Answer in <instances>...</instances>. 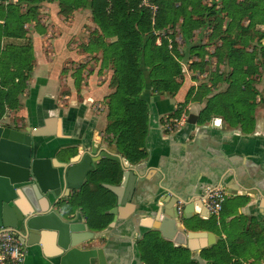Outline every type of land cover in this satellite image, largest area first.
<instances>
[{
    "label": "crops",
    "instance_id": "obj_1",
    "mask_svg": "<svg viewBox=\"0 0 264 264\" xmlns=\"http://www.w3.org/2000/svg\"><path fill=\"white\" fill-rule=\"evenodd\" d=\"M44 5L43 11L49 13L51 19L54 17L52 23L47 16L46 26L55 34L52 33L51 38L42 37L39 43L38 33L25 28L26 38L34 35L29 39L33 43L32 72L27 88L19 95V106L7 109L0 121V127L20 133L13 140L0 137V167L36 171L40 176L54 169L61 172L62 167L91 152L92 148L97 155L105 150L125 159L111 137L105 134L107 115L98 116L95 112L97 106L108 107L104 103L109 102L114 90L110 87L113 72L101 69V50L88 48L92 39L84 34L86 27H91L93 32L97 28L86 25L88 21L94 23L91 13L80 9L70 16L69 23L60 22L56 20L60 11L57 3L45 2ZM201 37H205V32L199 31L197 41ZM3 41L19 46L27 42L9 38ZM193 60L198 58H190V63ZM206 78L207 74L204 81ZM194 82L186 75L177 95L152 99V124L145 147L147 156L137 165L125 159L138 175L131 202L119 206L116 195L110 190L114 196L99 190L96 183L90 184L84 199L72 203L71 197L77 191L62 187L58 207H64L63 211H69V215H78L87 233L105 234L90 244L106 249L107 264H146L141 247L147 238H157L174 248H186L191 258L201 264L208 263L202 258L203 251L220 242L233 258L231 264H264V118L257 119L256 109L257 124L250 134L226 123L213 126V120L203 125L197 121L193 126L184 125L181 129L180 126L173 132L164 131L163 119L174 117L179 109H183L182 115H195L199 120L204 102L190 100L183 106ZM104 160L120 164L124 175L123 163L102 159L92 164L81 190ZM35 163H39L38 167ZM112 173L99 176L103 188L121 184H113ZM210 189H224L233 196L228 197L218 217L206 220L196 215L185 223V228L187 233H212L216 241L213 246L193 252L165 239L160 231L153 230L155 227H143L144 221L155 224L154 218L149 216L150 207L165 196L192 203L203 198ZM115 208H118L116 220L110 213ZM105 224V228L101 227ZM26 251L24 264H58L38 247Z\"/></svg>",
    "mask_w": 264,
    "mask_h": 264
},
{
    "label": "trees",
    "instance_id": "obj_2",
    "mask_svg": "<svg viewBox=\"0 0 264 264\" xmlns=\"http://www.w3.org/2000/svg\"><path fill=\"white\" fill-rule=\"evenodd\" d=\"M56 1L63 16L80 9L91 12L97 29L88 48L101 50V69L113 72L110 87L114 91L108 103L105 134L130 164L137 165L147 156L145 147L152 124V98L175 96L183 85L179 80L183 79L185 71L175 32L165 34L161 44H157L159 33L165 30L176 31L179 27L189 57L198 58L190 64L193 79L196 80L197 74H207L198 90L189 89L185 101V105L190 100L205 103L198 123L203 125L221 119L245 134L254 131L255 111L264 104V97L256 89L264 74V10H259L260 22L255 21L256 11L252 12L259 7L258 1L210 0L208 5L204 0H153L158 6L154 19L150 10L141 7V0ZM44 2L0 0V121L7 109L19 106V95L27 88L26 82L32 72V44L26 38L24 27L36 18L37 9L32 7L22 14L19 6L21 3L40 6ZM206 29L210 33L208 43L193 42L195 32ZM8 38L25 39L28 44L22 48H7V51L2 47L3 40ZM256 40L261 45L259 52L255 47L249 49L250 42ZM214 43V51H207V46ZM213 60L216 68L210 72ZM221 65H226L229 71L221 70ZM182 111L179 109L174 117L181 118ZM111 164L115 167L111 168ZM105 172H113V184L122 182L120 164L104 160L93 171L84 189L71 197V202L84 199L90 184L97 183L99 190L112 194L99 183V176ZM104 226L107 224L101 227ZM147 239L141 247L146 264H201L191 258L186 248H174L157 238ZM202 258L207 264H231L233 261L221 242L204 250Z\"/></svg>",
    "mask_w": 264,
    "mask_h": 264
},
{
    "label": "water",
    "instance_id": "obj_3",
    "mask_svg": "<svg viewBox=\"0 0 264 264\" xmlns=\"http://www.w3.org/2000/svg\"><path fill=\"white\" fill-rule=\"evenodd\" d=\"M197 121L198 117L191 115L188 123L196 125ZM215 122L213 120V126ZM19 134L0 127V137L3 139L13 140ZM102 159L123 163L125 173L121 184L105 187L116 195L119 206L131 202L136 192L138 175L125 159L112 156L105 150L97 155V151L92 148L91 152L74 158L62 167L61 172L54 169L46 175L41 173V176L36 171L0 167V230L12 232L26 250L40 248L47 258L56 260L58 264H107L106 249L90 244L105 234L87 233L86 225L78 220V215H69V211H63L64 207H58L62 187L79 192L86 175L92 170V164ZM38 165L35 163V167ZM204 197L189 203V200L183 201L177 197L168 199L165 196L150 207L149 216L154 218L155 224L144 221L142 225L155 227L153 230L160 231L165 239L177 246L188 247L193 252L213 246L216 241L212 233H187L185 228V223L196 215L210 219V212L203 203ZM52 198L55 199L52 201ZM110 213L116 220L118 208Z\"/></svg>",
    "mask_w": 264,
    "mask_h": 264
},
{
    "label": "rangeland",
    "instance_id": "obj_4",
    "mask_svg": "<svg viewBox=\"0 0 264 264\" xmlns=\"http://www.w3.org/2000/svg\"><path fill=\"white\" fill-rule=\"evenodd\" d=\"M45 1L46 2H49V3L52 2L53 4L54 3H57L56 6H59V2L56 1V0H45ZM250 1L251 2L258 1L259 2L256 5L259 6L260 8L259 7H256L252 12H255L256 11V13H255V17H256L255 18V21L260 22L262 20V14H259V10H261V11L264 10V0H250ZM44 3L41 4L40 6H39V4H37V6H36V4L35 5H31V4H28V3H21L20 4L21 6H19L20 7V11H21L20 13H22V14L25 13L28 9H30L32 7H34V8L36 7V9H37L36 12H35L37 14V16L35 18L36 20L34 19L33 21H30V22L26 23L27 26L25 25L24 29L25 28H28V29H31L32 28L33 30H35L33 33H35V34L38 33V36H39V39H40L39 43H42V40H43L42 37L45 38V39L46 38H51L52 33L55 34L54 32H52L51 29H50V32H51V34H50V32L48 31V27L46 26V20H47L46 18H47V16L49 17V21H51L52 23H54V21H53V18L54 17L51 19V17L49 16V13H47L45 10L43 11V8L45 6ZM204 3L209 5L211 2H210V0H204ZM58 14H59V15H57L58 16V19H56L57 21H60V22L67 21V23L70 22L69 20H70V16L72 14L69 15V16H63V17H60V11L58 12ZM246 23H247L246 21H243V25L244 24L246 25ZM86 25H91L95 29V24L92 23L91 21H88ZM258 29H261V27H259ZM203 31L205 32V37H201V39L197 41V36L199 34V31H196L195 34H194L193 42H195L197 44H200L201 43L203 45H205V44L208 43V37H209L210 33L207 34L208 29L203 30ZM172 32H175L176 41L178 42V44H180L179 51H180L181 56H182L181 64H182L183 70L185 71L184 76L188 75L190 79L191 78L193 79V74H191L192 71H191V68H190V64H191L190 63V58L191 57H189L190 55H188V53H187L188 46H186V44L184 43V41L182 39V35L180 33V28L177 27L176 31L165 30L164 31V35L165 34H171ZM234 32H236V30H234ZM201 33H203V32H201ZM84 34L89 39H92V36H93L94 32H93V30H92L91 27H86V30H85V33ZM32 38H34V35L33 36L31 35V38L28 37L27 39H31L32 40ZM257 42H258L257 40L256 41H251L250 42V48L249 49L252 50L251 48L252 47H255V49H257L258 52H259V49H260L261 45L259 43H257ZM27 44H28V42H26V43H24L22 45H27ZM31 44L33 45L32 41H31ZM214 46H215V43L214 44H211L210 46H207L206 50L209 51V52H213L214 51V48H215ZM11 47H20V48H22L21 46H18L16 44H14V42L13 43H10V42L3 41V47H2L3 49H7V48L9 49ZM8 49H7V51H8ZM32 49H33V46H32ZM215 68H216V63H215V61H213V64L210 67V72L214 71ZM220 69L223 70V71H229V68H227L226 65H221V68ZM184 76H183V79H180L179 81L184 82ZM204 80H205V74L202 75V77H199V78L196 77V80H194L195 82H194L193 88H195L196 90H198L199 86L204 82ZM110 84H111V80H110ZM256 89L264 97V74L262 75V78H260V81L256 84ZM158 96H160V95H158ZM158 96H155V97H158ZM166 96H168V95H166ZM108 103L109 102H106V104L104 103V105L105 106H108ZM183 106H185V102L183 103ZM260 106H262V104H260ZM258 108H257L258 112L255 111V118H256V112H257V117H258L257 119H262L263 120V118H264V107L263 108L261 107L259 109ZM95 112L98 113V116H101L102 115L103 117H106V115L108 114V107H105L104 108L103 106H97L96 109H95ZM189 118H190V116H187L186 117V121L180 127V129L184 125L185 126L186 125H189V123H188ZM222 123H226L227 124V122H223V120H222ZM227 125H229V124H227ZM189 126H193V125H189ZM248 130H250V129H248ZM173 264H184V263L174 262Z\"/></svg>",
    "mask_w": 264,
    "mask_h": 264
},
{
    "label": "built area",
    "instance_id": "obj_5",
    "mask_svg": "<svg viewBox=\"0 0 264 264\" xmlns=\"http://www.w3.org/2000/svg\"><path fill=\"white\" fill-rule=\"evenodd\" d=\"M141 7L150 10L153 19L156 17L158 6L153 0H141ZM159 34L160 37L157 40L158 45L161 44V37L164 36V32ZM214 120H216L215 123L218 125L222 123L221 119ZM185 121L186 115H182L179 119L168 116L163 119V129L166 132H173L182 126ZM227 199V192L223 189L208 190L203 203L208 208L212 217H218ZM26 256L27 251L18 238L9 230H0V264H24Z\"/></svg>",
    "mask_w": 264,
    "mask_h": 264
},
{
    "label": "flooded vegetation",
    "instance_id": "obj_6",
    "mask_svg": "<svg viewBox=\"0 0 264 264\" xmlns=\"http://www.w3.org/2000/svg\"><path fill=\"white\" fill-rule=\"evenodd\" d=\"M217 126H221L222 125V123L220 124V125H218L217 123H215Z\"/></svg>",
    "mask_w": 264,
    "mask_h": 264
}]
</instances>
